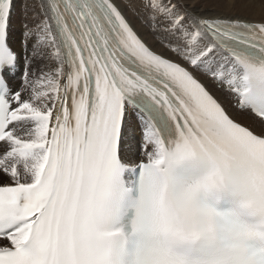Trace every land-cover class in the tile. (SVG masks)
<instances>
[{"label":"bare ground","instance_id":"6f19581e","mask_svg":"<svg viewBox=\"0 0 264 264\" xmlns=\"http://www.w3.org/2000/svg\"><path fill=\"white\" fill-rule=\"evenodd\" d=\"M110 1L124 15L130 28L138 35L139 39L147 46V48H149L154 54L176 63L191 72V74L201 82L203 86H205L209 93L219 101L231 118L260 136L264 141V127L257 123V121H260L261 123H264V121L258 119L254 115L250 116L245 108L233 107L231 103V95L223 89H215L214 83H217L218 81H211L207 78L206 74L208 72L206 71L211 70V68L203 62V59L207 58L219 65V68L224 69V71L221 72L227 75L225 82L229 81L235 74L240 73L232 56L219 46L210 36L206 21L220 20L251 22L258 26L249 30L261 31V29L264 28V0H178L181 5L176 6H169L168 4L161 3L159 2L160 0ZM13 3L14 0H11V8ZM245 4H249L252 11L258 13L253 17H243L242 12L238 10V7ZM50 6V0H34V4L31 6L32 15L30 16L26 11L20 10L17 15L16 25L10 24L11 8L9 6L8 9L7 6L9 12L7 22V44L17 56L16 66L19 67V61H22L21 59L23 58L30 66L34 61V57H37L38 62L40 63V70L37 71L38 74L35 76L38 85H35V90L31 95V98L36 96L34 99H41L42 106L39 111L41 112L42 117L44 114L46 117L52 116L48 122L41 123L37 121L34 125L36 132H38V130L39 133L48 131V137L46 139L42 138L40 141V143L46 141L47 145L56 131V124L63 101L69 96L68 75L70 71L66 59V51L61 41V34L58 32L55 25V14H52ZM186 6H188L189 9ZM186 11L188 14L184 17ZM149 21L150 26L148 27L144 22L148 23ZM29 27H32L33 30H28L27 28ZM222 27L223 25L218 26L217 28ZM72 28L75 29L73 26ZM69 34L71 36H76V33L73 30H70ZM83 44L85 49L86 43L83 42ZM88 54L93 62V55L90 53ZM53 61H58L57 67L53 65ZM147 64L151 66V69H154L152 63ZM194 64L197 65L192 66ZM221 72L217 73V77L220 76ZM6 77L13 87L15 84L10 79L11 72H8ZM102 79L103 76L101 73L96 76L95 84L97 89L102 88L104 84L103 81H100ZM82 84L83 81L79 79L74 82V87L78 88ZM220 84L222 87L226 86L222 83ZM102 90L108 98L98 105L96 109L99 110L98 113L100 114L105 109V120L101 119V117L95 112L94 119L91 121L89 134L90 141L93 142L92 148L84 153V158L80 163L76 160L74 164L68 166L69 155L68 152L65 151V162L66 166L69 168L83 166V162L87 160V158L91 159L100 154L104 143L102 142L98 144L96 138L101 133L102 135L106 134L115 124L116 107L113 108V103L116 102L117 99L109 93L108 89L103 87ZM20 101V94H18L17 106ZM70 103L74 111H76L79 104V97L74 95ZM15 113H18V111L16 110ZM122 113L123 116L125 114L123 123L125 122L126 126H131V130L125 133L123 132L124 127H122L120 149L118 153L120 160L125 164L127 169H133L140 161H147L139 159L134 163L139 156L138 152L140 151L144 154L145 152L148 153V149L152 150V153L148 154L151 157L160 158V160H162V145L159 132L154 127L151 120L127 100H123L122 102V112L118 116L119 121ZM127 113L132 114L135 117V120L127 118ZM176 119V112L172 109L168 110V120L172 121V123H170L171 127H174ZM21 121L22 120L19 119L17 123H21ZM76 121L77 116L74 122ZM138 129L144 136V132H147L146 138L149 142L146 143V146L143 148L138 146L135 142L136 136L131 132L134 130L135 133L138 134ZM12 135L13 132L0 142V146L10 140ZM152 135L155 140L152 138ZM169 145L173 148L174 152L187 151L188 149L195 150L197 148L196 144H188L178 135L174 138H169ZM154 150H156V153ZM58 152L62 153V148L58 147ZM107 159L108 155H103L101 163ZM101 167L102 165H95L93 172L96 173ZM35 178L36 177H34L33 180H35ZM24 228L25 226L17 228L10 234L20 233V230H24Z\"/></svg>","mask_w":264,"mask_h":264},{"label":"rangeland","instance_id":"374dc122","mask_svg":"<svg viewBox=\"0 0 264 264\" xmlns=\"http://www.w3.org/2000/svg\"><path fill=\"white\" fill-rule=\"evenodd\" d=\"M159 2L168 4L169 6L181 5L178 0H160ZM33 4H34V0H14V3L12 4V8L10 11V24L16 25L17 15L20 10L26 11L28 15L31 16L32 15L31 6ZM186 7L189 9L188 6ZM238 10L242 12L243 17H253L255 14L258 13V12L252 11V8L250 7L249 4H245V5L238 7ZM187 14L188 12L186 11L184 13V17H186ZM150 21L148 23L144 22V24L149 27ZM27 29L30 31L33 30L32 27H29ZM21 60L22 61H19V67L17 68V70L14 72H11L10 79L15 84L13 88L16 90V92H18V94H20L21 101L19 105L17 106V109H18L19 115L22 116L21 117L22 121L21 123H17V125L13 127V135L11 139L8 140L2 146H0V153L3 154V155L0 154V185L33 183L32 181H14L12 179L5 177L4 173L18 174V176L13 175L18 178L24 177V174L29 173L31 177L37 178L43 166L46 164L47 156L49 153V147L51 144V140L48 145L46 141H43L42 143H40L42 138L46 139L48 137V131H43L39 133V130L38 132H36L35 127H34L37 121L41 123L42 122L45 123L46 121L48 122L49 119H51L52 117V116L46 117L45 114L42 117L41 112L39 111L40 107L42 106L41 99L40 98L34 99L36 96L34 98H31V95L34 93V90H35L34 89L35 85H38L37 78L35 76L38 74L37 71L40 70V63L38 62L37 57H34V61L31 64V66L27 64L24 58ZM203 62L204 64H207L211 68V70L206 71L208 72L206 74L207 78H209V80L211 81H216L217 73L221 71L223 72L224 69L219 68V65H217L214 61L210 59L204 58ZM53 65L57 67L58 61H53ZM196 65L197 64H194L192 66H196ZM29 74H30V77H29ZM214 87L217 90H222V89L225 90V88H223L219 82L214 83ZM225 92L227 91L225 90ZM231 103L233 107L235 108L237 107L232 95H231ZM247 113L250 116H253L248 110H247ZM124 118H125V114H124ZM127 118L135 120V117L129 113H127ZM257 123H259L262 127H264V123H261L260 121H257ZM123 127H124L123 129L124 133L131 130V126H126L125 122L123 123ZM131 132L133 133V135L136 136L135 142L138 144L139 147L143 148L144 146H146V143L149 142L147 141V138H146L147 132H144V130L143 132L145 136L142 133H140V130L138 134L135 133L134 130ZM259 133H262V132H259ZM122 135L124 136L123 133ZM152 138L155 140L153 135H152ZM123 140H124V137H123ZM154 151L156 153V150ZM138 153H139V156L136 158L134 163H136L139 159H144V160L152 159L155 162L160 161V158H154L149 155L152 153V150L148 149L149 154L146 152L143 154L141 151ZM27 230L28 228L26 226L24 230L23 229L20 230V233L12 234L10 237H7L6 240H0V245L7 244L10 241H14V240H19V239L23 240L27 234Z\"/></svg>","mask_w":264,"mask_h":264},{"label":"trees","instance_id":"16d2710c","mask_svg":"<svg viewBox=\"0 0 264 264\" xmlns=\"http://www.w3.org/2000/svg\"><path fill=\"white\" fill-rule=\"evenodd\" d=\"M19 174H21V173H19ZM4 175H5V177H7V178H9V179H12V180H14V181H31V180L34 179V177H31V176L29 175V173L24 174V177H19V178L16 177V176H18V174L4 173ZM13 175H16V176H13Z\"/></svg>","mask_w":264,"mask_h":264}]
</instances>
